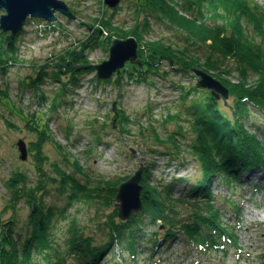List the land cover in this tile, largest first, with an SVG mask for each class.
Returning <instances> with one entry per match:
<instances>
[{"label": "rangeland", "instance_id": "obj_1", "mask_svg": "<svg viewBox=\"0 0 264 264\" xmlns=\"http://www.w3.org/2000/svg\"><path fill=\"white\" fill-rule=\"evenodd\" d=\"M58 1L74 19L58 13L51 23L26 18L20 31L7 43L3 42L10 33L0 29L4 38L1 50L12 45L16 54L15 62L0 67V222L13 218L16 230L23 235L26 229L28 208L22 199L15 202L6 188L8 180L20 174L25 179L24 187L32 190L33 197H42L44 207H51L56 216L65 208L53 221V239L64 250L71 221H75L78 231L95 244L105 242L108 220L127 221L118 219L116 202L112 206L108 204L104 198L106 194L99 190L118 187L140 168L149 170L151 186L166 187L174 180L172 194L184 196L183 187L196 183L200 177V160L191 149L197 139L193 126L198 115L195 109L207 97L216 103L217 110L226 119L232 120L239 112L236 113L229 95L230 85L248 89L254 88L252 86L258 81L250 73L245 78L240 77L233 59H220L222 66L215 72L201 68L209 55L210 42L194 44L191 38L186 40L181 27L170 19L178 14L188 21L195 20L197 27L207 20L206 16L198 18L196 11H184L187 7L184 0H150V4L146 0H119L112 9L105 4L106 0ZM253 1L264 12V0ZM156 9L155 15L152 12ZM4 15V10L0 9V16ZM105 23L109 27H105ZM127 39L136 43V58L133 62H125L110 79L98 80L92 69L89 73L76 70L80 66H97L107 61L112 41ZM164 46L173 51L186 49L187 55L200 65V69L193 70L217 81L227 90V98L220 95L214 98L209 90L197 89L198 92L188 93L182 99L183 91L196 88L197 79L192 71L182 73L177 62L157 50L165 51ZM82 55L86 64H76L77 57ZM64 60L77 74L78 85L68 88L62 97L64 101L58 104L60 100L54 103V95L70 80L69 73L55 69L62 67ZM146 61L157 65L159 76L146 73L145 81L136 83L122 75L131 66L142 68ZM168 65L174 68L173 72L168 70ZM55 72L59 77L54 80ZM115 111L127 117L128 125L122 123ZM249 115L245 122L246 132L264 147V116L252 108ZM122 130L126 133L122 134ZM97 139L99 143L95 144ZM20 141L26 148L25 160L20 159L17 148ZM64 174L74 176L81 186L92 190V200L80 198L67 206L70 192L60 190V177ZM257 176H251L250 180ZM246 180L243 174L238 182ZM251 184L244 183L243 188L232 189L214 181L209 184L214 199L212 205H220L219 209L226 213V216L222 213L221 222L231 228L237 248L242 252L239 259L233 257L236 248L232 246L226 247V253L199 254L177 239L171 244L160 243L151 260L149 251L137 255L134 260L125 253L120 256L115 253L111 264H150V261L154 264H263L264 177H261L263 187L259 188L261 197L253 194ZM248 189L252 192L250 197ZM239 200L242 211L236 220L228 216L229 206L223 207L222 203L229 201L237 205ZM159 224L156 222V226ZM160 229L147 223L139 239L140 246ZM186 252L190 256L186 257ZM68 264H73V260H68Z\"/></svg>", "mask_w": 264, "mask_h": 264}, {"label": "trees", "instance_id": "obj_2", "mask_svg": "<svg viewBox=\"0 0 264 264\" xmlns=\"http://www.w3.org/2000/svg\"><path fill=\"white\" fill-rule=\"evenodd\" d=\"M184 1L187 5V7L184 5V11H196L194 13L198 18L206 16L207 20L202 21L203 23L197 27L195 20L188 21L178 14L170 19L181 27L186 34V40L191 38L194 44L210 42L207 46L209 55L201 68L215 72L222 66L220 59H233L240 77L245 78L250 73L255 75L258 81L257 85L252 86L254 88L248 89L241 85H230L229 95L233 98L236 113L239 112L232 120L226 119L217 110L216 103L207 97L195 109V114L198 115L193 126L197 139L191 145V149L200 160V177L197 182L183 187L184 196L174 197L171 187L176 182L173 180L166 187L160 188L151 186L149 170L145 167L141 179L139 212L133 214L125 223L108 220L105 224L106 240L102 244H95L90 237L83 236L75 227V221H71L64 250H61L53 239V221L65 208L56 216L51 207H44L42 197H33L32 190L24 187V177L16 174L8 180L6 188L15 197V202L22 199L28 208L26 229L23 235L21 231L16 230L13 218L7 222H0V264H68L70 259L73 260V264H111L114 262L112 255L115 253L119 256L125 253L134 260L137 255L146 251H149L148 258L151 260L162 242L166 244L180 239L184 245L187 243L210 250L218 245V238L232 237L221 227L222 212L218 205H212L214 199L210 194L209 184L210 181H214L222 183L227 189H232L239 183L238 179L243 174L255 172L264 174V147L261 142L249 135L245 128V122L250 117V108L264 116V12L253 0ZM146 2L149 3L150 0ZM156 12L158 9L152 13L156 15ZM103 25L109 27L107 23ZM117 38L122 39L121 36ZM138 38L137 36L136 39ZM3 39L1 37L0 41L1 68L2 64L6 67V64L16 60L12 45L5 51L1 50ZM166 47L168 46H164L165 51L156 47L154 49L162 51L172 61L177 62L179 68L184 71L182 73H188L194 68L200 69L198 61L187 55L186 49L173 51ZM152 52L155 54L156 51ZM83 58V55L77 57L76 64H86ZM64 61L61 63L62 67L58 66L55 69L57 71L63 69L66 74L69 73L70 80L67 84L63 83L59 87V92L54 95V103L60 100L58 104L64 101L62 97L68 88L73 89L78 85L75 78L77 74L72 71L71 65ZM173 69L168 65V70L173 72ZM81 72L89 73L92 70ZM146 73L159 76L157 65L146 61L142 68L131 66L129 71L124 70L122 75L128 77L131 82L142 83L145 81ZM58 77V72L53 73L54 80ZM191 92H198L197 88H192L188 92L183 91L182 99ZM115 113L120 115L122 123L128 125L127 117L122 112ZM124 131L121 133L125 134ZM41 141L42 138L39 142ZM96 143H99L98 139L95 140ZM76 169L82 173L80 168ZM60 179V190L64 193L67 189L70 192L67 206L80 198H84L85 201L92 200L93 191L81 186L74 176L64 174ZM116 187L99 190L106 194L104 198L111 206L115 202ZM230 204L233 206V203ZM232 208L233 211L236 209L235 206ZM186 209L189 211L186 212ZM156 222L160 223L159 226H156ZM147 223L161 229L152 233L151 237L148 235L150 237L148 242L140 246L139 239L143 236Z\"/></svg>", "mask_w": 264, "mask_h": 264}, {"label": "water", "instance_id": "obj_3", "mask_svg": "<svg viewBox=\"0 0 264 264\" xmlns=\"http://www.w3.org/2000/svg\"><path fill=\"white\" fill-rule=\"evenodd\" d=\"M119 0H106L105 4L110 9L118 4ZM0 9L4 10L5 15L0 16V29L3 33H10L6 36L3 43H7L16 33L20 31L26 18L42 19L46 22H53L54 14L58 13L68 19H74L65 5L58 0H0ZM136 58V43L132 39L125 41H112L109 48V57L107 61L97 66H80L76 70L92 69L100 81L110 79L112 73L121 69L125 62H133ZM197 79L196 88L210 91V95L218 98L220 95L223 99L227 98V90L217 81L201 71L192 70ZM17 148L20 159L25 160L26 148L23 142H18ZM143 168L137 170L134 175L126 182L117 187L115 197L118 211V219L121 221L129 220L132 214L141 210L139 186Z\"/></svg>", "mask_w": 264, "mask_h": 264}, {"label": "bare ground", "instance_id": "obj_4", "mask_svg": "<svg viewBox=\"0 0 264 264\" xmlns=\"http://www.w3.org/2000/svg\"><path fill=\"white\" fill-rule=\"evenodd\" d=\"M256 174H258V176L255 178V179H252V180H250V177L251 176H255ZM245 176L247 177V180L246 181H244V182H240V183H236L235 185H234V187L236 188H243V184L244 183H248L249 184V182H252V184H251V186H252V190H253V194H255V193H257L258 195H260L261 193H262V190H260L259 188L261 187H263V186H261V177L263 176L264 177V174L262 173V172H255V173H252V174H245ZM239 180V179H238ZM241 186V187H240ZM141 187V186H140ZM173 189H172V187H171V191H172ZM259 190V191H258ZM248 191H249V193H248V196L250 197V193H251V196H252V192H250V190L248 189ZM247 192V191H246ZM254 196V195H253ZM260 197H261V195H260ZM241 199V198H240ZM243 202H247V200H244L243 198L241 199ZM223 204V207H226L227 205L229 206L228 207V209H227V211H228V216H232L233 218H235L236 220H238L239 218H240V216H241V208H240V204H241V202H240V200H239V202L237 203V205H235V204H233V206H232V204H230V203H222ZM220 206V205H219ZM236 207V209L233 211L232 209V207ZM221 208H222V206H221ZM221 212L226 216V213L224 212V211H222V209H221ZM220 222H221V219H220ZM237 224V223H236ZM221 227L222 228H224L227 232H229L231 235H232V237L231 238H227V237H224V236H222V237H220V238H218V245H216V247H215V249H210V250H205V249H203L202 247H200V246H193V245H188L187 243L185 244V246L186 247H190V248H193L194 250H195V253H203V254H206V253H208V252H220V253H226V247H228V246H232L233 248H236V254H233V257L235 258V259H239V257L242 255V252H241V250L240 249H238L237 248V243H236V239H235V237L233 236V233H232V230H231V228L230 227H226V226H224L223 224H222V222H221ZM163 243V242H162ZM183 245H184V243H183ZM147 252V251H146ZM158 252V251H157ZM156 254V253H155ZM239 254H241V255H239ZM261 255H262V258H263V256H264V254H262L261 253ZM188 256H190L189 255V253L188 252H186V257H188ZM152 264H154V262L152 263ZM263 264H264V262H263Z\"/></svg>", "mask_w": 264, "mask_h": 264}]
</instances>
